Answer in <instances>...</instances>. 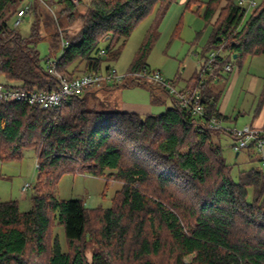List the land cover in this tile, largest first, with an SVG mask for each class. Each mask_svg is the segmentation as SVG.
<instances>
[{
	"label": "trees",
	"instance_id": "obj_1",
	"mask_svg": "<svg viewBox=\"0 0 264 264\" xmlns=\"http://www.w3.org/2000/svg\"><path fill=\"white\" fill-rule=\"evenodd\" d=\"M24 1L0 0V77L26 91L51 92L58 81L47 65L58 56L40 57L38 29L25 38L8 24ZM37 1L42 3L35 0L27 14L37 13ZM175 1L61 0L60 13H48L43 24L57 27L45 36L50 51L62 53L56 71L71 81L118 61L135 28L152 14L157 26ZM193 2L199 12L204 4L198 0L186 8ZM80 4L87 8L77 16ZM202 17L210 34L200 69L212 51L222 49L211 78L229 63L241 66L248 57L264 55V0L252 13L235 0H209ZM151 32L126 73L149 69ZM63 40L68 44L62 51ZM199 78L200 71L182 91L204 89L207 82L199 84ZM157 88L148 87L153 104L163 102ZM98 91L73 96L58 109L0 102V161L19 160L32 149L37 168L30 210L22 211L17 200L0 201V264H157L167 247L173 264H264V169L241 171L235 181L214 135L222 133L199 132L175 98L163 113L140 115L93 107L87 94ZM201 95L207 113L222 119L215 99ZM67 174L103 178L105 190L114 180L121 188L109 208H89L81 198L57 196L55 187ZM56 228L65 231V247Z\"/></svg>",
	"mask_w": 264,
	"mask_h": 264
},
{
	"label": "rangeland",
	"instance_id": "obj_2",
	"mask_svg": "<svg viewBox=\"0 0 264 264\" xmlns=\"http://www.w3.org/2000/svg\"><path fill=\"white\" fill-rule=\"evenodd\" d=\"M35 0H25L22 7L31 5ZM37 1V13L31 10L18 25V17L9 19L8 24L19 32L23 37L29 38L34 30L41 31V39L38 42V50L40 57L43 59L49 55H60V51L54 53L50 51L49 41L45 39L46 32H54L56 26L49 25L45 29L43 24L46 22L48 13L55 16L63 9V5L59 4L61 0H50V5L40 0ZM88 1V0H87ZM189 0H176L164 18L158 22L157 26L154 24L155 15L152 14L144 19L133 31L132 35L127 39L126 45L123 49L122 55L118 61L111 63H104L102 71L110 65L118 73H126L130 64L133 62L135 56L139 52L142 45L147 41L148 35L152 34V44L146 56V62L151 71H160L163 77L172 81L177 88L183 86L187 80L193 75L198 68L199 52L205 46L208 38L210 28H206L202 14L205 10V5L209 0H198L204 5L198 11V6L191 3L190 8H186ZM259 3V0H256ZM78 4V2L76 3ZM86 5H79L76 15L86 11ZM76 16V17H77ZM60 21L64 26L67 25L68 19L61 18ZM79 25V22H77ZM75 26V25H74ZM152 28H154L152 30ZM202 34L197 38L198 34ZM194 42V46H193ZM107 43H104V46ZM118 44L115 46L117 48ZM111 50V49H110ZM114 50V47L112 48ZM112 52V51H111ZM198 53V54H197ZM53 59V58H52ZM44 63V61H42ZM45 64V63H44ZM240 69V73L239 70ZM235 75L237 78L234 79ZM2 79V78H1ZM131 80V79H130ZM127 80L125 83H128ZM264 55L258 57H248L243 65L239 66L237 62H232V71L225 74L220 82L221 97L219 104L225 102L228 107L232 109L226 112L232 119L237 118L236 127L241 128L250 125L253 120L255 109L259 105V96L263 91L264 85ZM141 85L134 86L135 88H122L123 85H110L111 87L99 88L96 94H87L89 103L93 107L102 108L108 106L110 110H123V104L138 103L141 105L147 104L152 107L151 114H160L165 112L167 108L172 106L174 96H167L164 91L157 87L155 83H148L140 81ZM120 85V86H119ZM224 85V88L223 86ZM232 85V91L227 93ZM126 86V85H125ZM129 87H133L129 85ZM148 87H156V95L160 97L163 102L161 104L151 103V92ZM168 92V90H166ZM219 93V92H218ZM261 106H264V101ZM240 112H246L245 116H240ZM225 124L231 122L230 117L224 121ZM233 123V122H232ZM235 125H232L234 127ZM264 128V127H258ZM214 133L219 140L222 148L225 162L232 168V178L237 181L238 175L241 171H248L251 169H264V151L257 152L255 149H244L237 151L234 149L235 141L227 134ZM213 140L217 142L216 137ZM22 157L19 160H12L8 162L0 161V201L17 200L22 211H28L31 208V196L33 189L23 191V187L29 183L34 186L37 178L36 168V154L34 150L28 149L22 152ZM261 158L262 161H261ZM149 166H154L155 162L148 161ZM154 163V164H152ZM105 179L96 178L90 174L86 175H64L58 181L55 192L60 199H76L81 198L85 200L89 208L101 206L109 208L112 204V198L117 190L121 188V184L111 180L108 181L109 188L105 190ZM152 186V184H150ZM57 233H61V242L65 247V231L63 228H56ZM92 244L87 246V255L92 257ZM168 247L156 259L157 264H173L174 256Z\"/></svg>",
	"mask_w": 264,
	"mask_h": 264
},
{
	"label": "built area",
	"instance_id": "obj_3",
	"mask_svg": "<svg viewBox=\"0 0 264 264\" xmlns=\"http://www.w3.org/2000/svg\"><path fill=\"white\" fill-rule=\"evenodd\" d=\"M77 3L79 0H72ZM240 5L247 7V12L252 13L258 7L256 0H235ZM30 6L22 7L18 13L19 25L22 18L29 11ZM68 42L62 41V51ZM61 51V52H62ZM222 53V49L212 51L209 54V58L200 69V82L202 83L203 77L212 70L215 59ZM61 54L57 59H52L47 68L49 72L56 77L58 81V87L51 92L43 91H26L25 89L17 86H12L5 83L0 77V102H23L30 105L40 106L42 109H58L61 108L71 97L83 95L91 88H101L104 86L114 85L126 82L127 80L145 81L148 83H155L158 86L168 90V94L174 96L179 100L182 107L189 110L193 121L196 122L199 132L210 130L218 131L222 134H227L235 141L234 149L239 153L240 150L253 148L259 153L264 151V128L254 127L252 125H246L241 128L236 126L232 127L216 115L207 113L202 103V95L199 88L194 91H181L177 89L171 81L166 80L162 73L158 71H151L144 69L140 72L134 73H118L114 68L106 70L94 71L84 74L73 80H67L62 77L56 71L57 60L61 57ZM226 72L232 71V63L224 66ZM264 166V165H263ZM31 184L27 183L23 187V191H28L31 188Z\"/></svg>",
	"mask_w": 264,
	"mask_h": 264
},
{
	"label": "crops",
	"instance_id": "obj_4",
	"mask_svg": "<svg viewBox=\"0 0 264 264\" xmlns=\"http://www.w3.org/2000/svg\"><path fill=\"white\" fill-rule=\"evenodd\" d=\"M259 2H260V0H259ZM209 33H210V31H209ZM193 46H194V42H193ZM201 63H202V58H201V55H200V52H199V62H198V68H197V70L187 80V82L183 86H181L180 88H177V86L174 85V84L173 85L177 89H179L181 91L187 89L188 81L192 77H194L195 75H198V72L200 71ZM238 71L240 73V69ZM226 73H228V72H226L223 69V70H221V72L219 74L214 75L213 78H211L212 75H208V74L205 75L203 77V81L204 82L206 81L207 82V85H206V87L204 89H200V90H201L202 94H205L204 95L205 98H207L209 100H211V99L213 100V98L215 99V105H216V108H217V112L222 117V119L227 120V118L230 117L231 122L229 124H227V125H229V126L235 125L236 126L237 121H238L237 118L232 119L231 116H228L226 114V112H229L230 110L232 111V109L230 107H228V104H226L225 102H223L222 104H219V101H220V98L219 97H221L219 95H220V92L222 91V89H220V82H221V79L224 78V76H225ZM236 78H237V75H235L234 79H236ZM222 86L224 88V85H222ZM263 87H264V85H263ZM122 88H135V87L133 86V87H122ZM231 91H232V85L229 88V91L227 93V96H228V94H230ZM260 96H259V105H258L257 109H255V112H254V115H253V120H252V122L250 124V125H252L254 127H263L264 126V106H261L262 103L260 102ZM151 98H152V93H151ZM152 100H151V103H153ZM123 111L124 112H129V113H138L140 115H149L152 112V107L150 105H147V104L141 105V104H138V103H126V104H123ZM245 115H246V112H244V113H241L240 112V115L238 117H240V116L243 117Z\"/></svg>",
	"mask_w": 264,
	"mask_h": 264
},
{
	"label": "water",
	"instance_id": "obj_5",
	"mask_svg": "<svg viewBox=\"0 0 264 264\" xmlns=\"http://www.w3.org/2000/svg\"><path fill=\"white\" fill-rule=\"evenodd\" d=\"M239 153L237 152V155H238Z\"/></svg>",
	"mask_w": 264,
	"mask_h": 264
}]
</instances>
